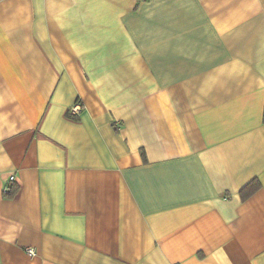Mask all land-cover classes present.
I'll return each instance as SVG.
<instances>
[{"label": "crops", "instance_id": "0c3cea01", "mask_svg": "<svg viewBox=\"0 0 264 264\" xmlns=\"http://www.w3.org/2000/svg\"><path fill=\"white\" fill-rule=\"evenodd\" d=\"M263 115L264 0H0V264H264Z\"/></svg>", "mask_w": 264, "mask_h": 264}, {"label": "trees", "instance_id": "16d2710c", "mask_svg": "<svg viewBox=\"0 0 264 264\" xmlns=\"http://www.w3.org/2000/svg\"><path fill=\"white\" fill-rule=\"evenodd\" d=\"M66 116L67 118L73 120V121H78V119L72 115L70 113V111H67L66 112ZM263 118H264V115H263ZM142 155V158L144 159V155ZM258 188V183L257 181H252L251 183H249L247 186H245L241 192H240V195H241V198L242 199H245L247 198L249 195H251L256 189ZM14 191H16V187L13 185V183L9 186V193L8 194H13Z\"/></svg>", "mask_w": 264, "mask_h": 264}, {"label": "built area", "instance_id": "2783aa9c", "mask_svg": "<svg viewBox=\"0 0 264 264\" xmlns=\"http://www.w3.org/2000/svg\"><path fill=\"white\" fill-rule=\"evenodd\" d=\"M69 111H70V113H71L72 115L76 116V115H78V114L82 111V106H81L80 103H76V104H74V105L71 107V109H70ZM13 180H14V177L11 176V177L9 178V181H8V182L11 183V182H13ZM3 191H4V192H9V186H8V185H5ZM27 253H28L29 255H33V251H32L31 249L27 250Z\"/></svg>", "mask_w": 264, "mask_h": 264}]
</instances>
